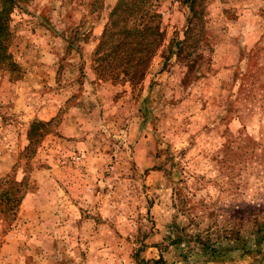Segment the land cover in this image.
<instances>
[{"label":"rangeland","instance_id":"obj_1","mask_svg":"<svg viewBox=\"0 0 264 264\" xmlns=\"http://www.w3.org/2000/svg\"><path fill=\"white\" fill-rule=\"evenodd\" d=\"M117 2L0 0V264H264V0H153L135 79Z\"/></svg>","mask_w":264,"mask_h":264},{"label":"trees","instance_id":"obj_2","mask_svg":"<svg viewBox=\"0 0 264 264\" xmlns=\"http://www.w3.org/2000/svg\"><path fill=\"white\" fill-rule=\"evenodd\" d=\"M188 3L190 7L195 6L196 0H188ZM151 7L153 0H118L110 15L109 27L104 32L95 53L96 60H115L117 64L113 66L100 64L102 68L99 72L103 76L104 74L112 76V72L119 71L125 77L135 79L142 73L141 69L148 61L153 47L151 37L157 36L154 33L156 14L152 12ZM2 17L0 13V25ZM32 131L33 126L30 133ZM241 221L244 222L243 219Z\"/></svg>","mask_w":264,"mask_h":264}]
</instances>
